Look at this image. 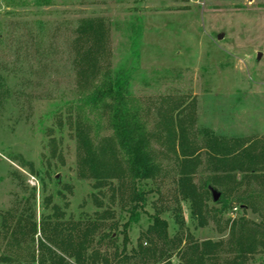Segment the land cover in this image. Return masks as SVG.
<instances>
[{"label":"rangeland","instance_id":"obj_1","mask_svg":"<svg viewBox=\"0 0 264 264\" xmlns=\"http://www.w3.org/2000/svg\"><path fill=\"white\" fill-rule=\"evenodd\" d=\"M82 18L103 20L108 56L102 64L129 78L146 129L162 134L151 141L164 168L157 181L160 192L150 194L141 221L129 230L128 250L136 248L156 205L163 207L173 234L174 208L180 204L188 230L199 241L227 239L230 229H222L234 219L260 222L250 209L242 211L232 194L227 205H219L209 191L207 204L218 216L199 226L189 202L176 199V157L158 123L164 113L182 107L180 115L200 144L205 129L225 137H264V0H0V76L10 90L0 111V214L21 210L27 197L38 222L47 214L53 222L79 220L111 207L113 217L102 232L118 222L116 244L122 249L126 195L121 199L118 192L112 200L105 187L102 207L93 200V193L100 194L93 179L79 174L75 129L66 119L61 126L54 114L60 107L67 115V103L84 92L72 47ZM219 34L225 36L219 39ZM101 111L88 108L84 114L96 141L113 132ZM202 160L197 185L208 174L205 153ZM55 204L64 216L52 215ZM42 236L39 229L36 245ZM100 248L115 251L107 241ZM173 262L179 264V258Z\"/></svg>","mask_w":264,"mask_h":264},{"label":"trees","instance_id":"obj_2","mask_svg":"<svg viewBox=\"0 0 264 264\" xmlns=\"http://www.w3.org/2000/svg\"><path fill=\"white\" fill-rule=\"evenodd\" d=\"M75 32L74 63L78 85L84 92L67 103L66 117L60 107L54 114L61 126L66 119L75 129L79 174L93 179L100 194L99 197L93 193V200L102 207L104 202L100 198L105 195V187L112 191V200L118 192L121 199L126 195L129 217L122 225L123 246L121 249L116 244L118 222H113L108 232H102L106 219L113 217L111 207L82 214L79 220L53 222L47 214L38 222L31 197H27L21 210L8 209L0 214V264H176L174 256L179 258V264L264 262V137H225L205 129L204 143L200 144L180 115L182 107L175 114L164 113L158 123L163 126L165 142L176 157V199L189 202L194 220L203 226L210 217L218 216V211L215 209L213 213L207 202L209 187L219 185L222 190L217 204L227 205L228 195L232 194L242 211L250 209L261 221L234 219L222 229H230L227 239L199 241L188 230L180 204L174 208L173 234L169 220L163 217V207L155 204L157 208L148 214L149 224L136 248L128 250L129 230L141 221L150 194L160 192L157 181L164 168L156 160L151 141L161 140L162 134L160 130L158 133L146 129L141 108L130 94L129 78L102 64L108 56V28L103 20L82 18ZM9 95L6 78L0 76V111ZM88 108L107 115L112 134L97 141L89 134L85 122L90 117L84 115ZM204 153L208 174L204 184L197 185L194 179L203 164ZM53 209V216H64L56 204ZM39 229L43 236L36 245ZM104 241L114 246V253L100 248Z\"/></svg>","mask_w":264,"mask_h":264},{"label":"water","instance_id":"obj_3","mask_svg":"<svg viewBox=\"0 0 264 264\" xmlns=\"http://www.w3.org/2000/svg\"><path fill=\"white\" fill-rule=\"evenodd\" d=\"M225 35L219 34V39H222ZM261 57V53H259L258 59ZM209 190L211 192V196L213 197V201L218 202L221 199V192L215 187L210 186Z\"/></svg>","mask_w":264,"mask_h":264}]
</instances>
